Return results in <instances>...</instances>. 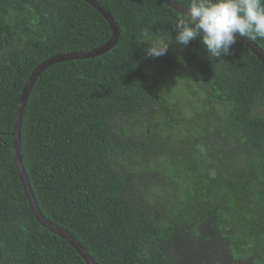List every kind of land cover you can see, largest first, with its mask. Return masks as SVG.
<instances>
[{"label":"trees","instance_id":"obj_1","mask_svg":"<svg viewBox=\"0 0 264 264\" xmlns=\"http://www.w3.org/2000/svg\"><path fill=\"white\" fill-rule=\"evenodd\" d=\"M97 1L117 22V43L44 69L21 119V162L40 212L98 264H223L173 250L209 241L224 264H264L262 63L238 38L219 59L200 37L176 43L184 14L161 0ZM110 36L82 0H0V264H86L34 217L11 131L40 62ZM146 41H170L167 54L147 57ZM250 41L264 53V39Z\"/></svg>","mask_w":264,"mask_h":264},{"label":"clouds","instance_id":"obj_2","mask_svg":"<svg viewBox=\"0 0 264 264\" xmlns=\"http://www.w3.org/2000/svg\"><path fill=\"white\" fill-rule=\"evenodd\" d=\"M185 9L184 17L173 24L175 42L186 46L200 37L213 59L231 55L237 35L264 39V0H191ZM146 43V56L160 57L167 54L170 41Z\"/></svg>","mask_w":264,"mask_h":264},{"label":"water","instance_id":"obj_3","mask_svg":"<svg viewBox=\"0 0 264 264\" xmlns=\"http://www.w3.org/2000/svg\"><path fill=\"white\" fill-rule=\"evenodd\" d=\"M82 1L90 4L106 19L110 27V30H111L110 38L103 45L93 48L88 51H76V52H69V53H63V54H57V55L51 56L43 60L42 62H40L33 69L31 73L29 74L19 94L17 106L15 109V116L13 120L11 137H12V148H13L12 153H13L14 164L17 169V172H18V175H19L22 187H23L24 194L27 198L30 209L34 217L36 218V220L40 223L42 227L54 233L61 239H64L65 241H67L78 252V254L82 257V259L85 261L86 264H98L93 259V257L88 253V251L74 238L73 235L59 228L58 226L53 225L40 212L37 206V203L35 201L34 195L32 193L31 187L29 185V182L27 180V175L22 165L21 154H20L21 119L23 116V112L25 109V105H26L30 90L32 89L34 82L36 81L37 77L41 74V72L47 67L57 62L77 60V59H88V58H93L96 56H101L104 53L110 51L117 43V40L119 37V27L117 25L115 18L112 16V14L105 7H103L100 4V2H98L97 0H82ZM161 1L166 6L171 7L177 12H180L182 14L186 12L185 6L180 5L178 2L174 0H161ZM237 38L241 40L245 46L248 47L250 52L253 53L258 58V60L262 63L264 67V53L247 38L239 37V35H237Z\"/></svg>","mask_w":264,"mask_h":264},{"label":"flooded vegetation","instance_id":"obj_4","mask_svg":"<svg viewBox=\"0 0 264 264\" xmlns=\"http://www.w3.org/2000/svg\"><path fill=\"white\" fill-rule=\"evenodd\" d=\"M197 248H200V249L203 248L202 251L204 250L205 253H206L205 259L196 258V257L191 258L190 257L191 255L194 254L193 252H194V250L196 248H193V252L192 253H185V254H183L184 256H186L184 258L189 259V260L194 261V262L197 263L200 260H206V259L208 260V257L210 256V254H212V258L210 260H208L209 263L211 261H214L216 263H223L224 264V260L222 258V255H221L220 250H219V247H218V243L216 241H209L207 243H203L201 246H199Z\"/></svg>","mask_w":264,"mask_h":264},{"label":"rangeland","instance_id":"obj_5","mask_svg":"<svg viewBox=\"0 0 264 264\" xmlns=\"http://www.w3.org/2000/svg\"><path fill=\"white\" fill-rule=\"evenodd\" d=\"M259 110V109H258ZM182 111L187 115V117H189L190 118V115L193 113V111H187V110H185L184 108L182 109ZM259 113H260V115L261 116H264V113L262 112V111H259ZM263 197V199H264V195L262 196ZM177 245V244H176ZM176 245H174L173 246V250L175 251V252H177V254H185V253H192L193 252V248H190V247H185L184 249H181V246L179 247V246H176ZM204 248V247H203ZM203 248H196L195 250H194V254L193 255H191L190 257L191 258H194V257H196V258H201V259H205V257H206V253H205V251L203 250L202 251V249ZM182 257H186V256H182ZM177 264H179V263H177Z\"/></svg>","mask_w":264,"mask_h":264}]
</instances>
